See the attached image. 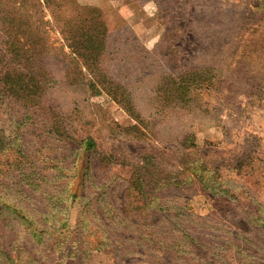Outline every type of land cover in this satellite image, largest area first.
I'll list each match as a JSON object with an SVG mask.
<instances>
[{
    "label": "rangeland",
    "instance_id": "1",
    "mask_svg": "<svg viewBox=\"0 0 264 264\" xmlns=\"http://www.w3.org/2000/svg\"><path fill=\"white\" fill-rule=\"evenodd\" d=\"M0 2L51 22L57 49L88 6L107 27L91 69L53 50L38 106L9 96L0 63V133L21 150L0 152V264H264V0ZM7 38L0 21V58ZM150 161L168 215L129 210Z\"/></svg>",
    "mask_w": 264,
    "mask_h": 264
},
{
    "label": "trees",
    "instance_id": "2",
    "mask_svg": "<svg viewBox=\"0 0 264 264\" xmlns=\"http://www.w3.org/2000/svg\"><path fill=\"white\" fill-rule=\"evenodd\" d=\"M0 4V12L3 14L0 21L8 37V42L11 44L9 56L3 55V58H0V63H4L1 83L9 96L24 103L27 107L38 106L42 102L46 86L52 80L46 61L52 55L53 50H58L61 54L66 55L67 53L64 50L68 48L69 52L80 58L89 69L99 63L107 45V27L105 22H103L100 9L96 6H88V9H84L81 15H85L86 18L77 25L56 27L55 30L60 33V39L63 40L62 45L57 49L55 46L53 47L54 44L51 40V31L53 29V26H50L52 25L51 22H46L43 18L34 19L29 12L24 11V2H16L12 9L7 11L2 7V2ZM88 11L92 15L91 17L88 16ZM181 77L184 79V75ZM189 89L190 85L187 81L184 87H181V84L180 86L176 85V83L173 84L170 91L173 94L182 93L181 91L187 93ZM94 146V140L91 137H87L80 145L81 152L87 154ZM15 147L17 146L10 145L5 136L0 133V152L17 150ZM17 152H21V150L18 149ZM162 155L165 156V154ZM154 158L156 156L151 158L152 161ZM152 161L148 163H152ZM148 163L135 174L139 177L137 181H134L136 183L131 184V187L137 192L133 196V201L129 204V210L139 214L159 210L168 215L165 207L160 204L159 197L152 195L146 189L147 181L144 179V173H152L153 176L154 174L155 176L159 174V170H154L159 163L156 167L152 163L151 169H148ZM53 169H56V166ZM160 179L161 176L159 177V175L155 177V187L159 184ZM65 191H67L66 188ZM59 193H61V190H58L59 197H55L65 203L63 195ZM64 216L65 214L58 212L55 218L60 217L63 219ZM47 217V214L41 216V218L46 219ZM28 219H31L30 216H28ZM178 229L183 232L184 236L182 238L191 237V234L182 226L178 227ZM31 231L41 237L48 233L47 230L38 229L37 227L32 228ZM76 232H82V229ZM179 239L178 242H180ZM191 239L190 248H195V240L194 238ZM97 250L100 251V247Z\"/></svg>",
    "mask_w": 264,
    "mask_h": 264
}]
</instances>
